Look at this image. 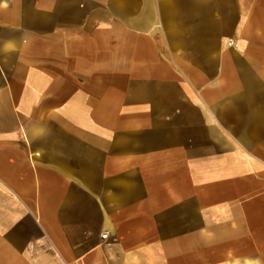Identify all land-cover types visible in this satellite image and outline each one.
<instances>
[{"label": "crops", "instance_id": "obj_1", "mask_svg": "<svg viewBox=\"0 0 264 264\" xmlns=\"http://www.w3.org/2000/svg\"><path fill=\"white\" fill-rule=\"evenodd\" d=\"M0 264H264V0H0Z\"/></svg>", "mask_w": 264, "mask_h": 264}, {"label": "built area", "instance_id": "obj_2", "mask_svg": "<svg viewBox=\"0 0 264 264\" xmlns=\"http://www.w3.org/2000/svg\"><path fill=\"white\" fill-rule=\"evenodd\" d=\"M105 238H106V236H105Z\"/></svg>", "mask_w": 264, "mask_h": 264}]
</instances>
